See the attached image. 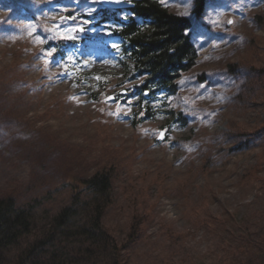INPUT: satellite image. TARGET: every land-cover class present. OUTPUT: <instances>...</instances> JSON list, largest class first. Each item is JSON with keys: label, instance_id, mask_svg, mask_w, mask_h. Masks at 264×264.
Listing matches in <instances>:
<instances>
[{"label": "rangeland", "instance_id": "374dc122", "mask_svg": "<svg viewBox=\"0 0 264 264\" xmlns=\"http://www.w3.org/2000/svg\"><path fill=\"white\" fill-rule=\"evenodd\" d=\"M159 1L193 20L199 57L166 101L185 126L166 112L134 124L127 96L142 77L119 60L98 0H0V198L49 230L74 184L104 169L101 222L126 264H264V0H208L201 16L194 0ZM82 69L106 82L99 99L78 90ZM85 192L59 233L81 240Z\"/></svg>", "mask_w": 264, "mask_h": 264}, {"label": "trees", "instance_id": "16d2710c", "mask_svg": "<svg viewBox=\"0 0 264 264\" xmlns=\"http://www.w3.org/2000/svg\"><path fill=\"white\" fill-rule=\"evenodd\" d=\"M208 0H194L193 14L201 16ZM127 19L117 16L116 11L105 9L101 23H110V31L120 37L121 61L131 59L142 79L128 97L134 98V124L140 125L166 112L180 126L187 123L182 112L168 109L166 101L176 96L181 76L196 63L199 52L191 32L190 16L171 12L159 0H140L130 9ZM111 34V35H113ZM50 44L64 57L63 41ZM87 70H74L79 91L88 92L99 99L96 92L106 87V82L91 80ZM121 92H119L120 94ZM263 129V128H262ZM250 138L247 139V142ZM112 175L99 170L88 178H81L73 186L74 196L70 206L64 207L55 217L56 224L49 230L36 229L30 207H19L14 196L0 198V264H126V245L106 230L101 222L111 197ZM82 191L91 199V213L83 230L78 234L57 231L61 225H70L77 209L82 205ZM56 230V231H55ZM135 232L128 238L134 241ZM128 243V244H129Z\"/></svg>", "mask_w": 264, "mask_h": 264}, {"label": "water", "instance_id": "95a60500", "mask_svg": "<svg viewBox=\"0 0 264 264\" xmlns=\"http://www.w3.org/2000/svg\"><path fill=\"white\" fill-rule=\"evenodd\" d=\"M137 1L140 0H98L99 3L113 9L131 8L135 6Z\"/></svg>", "mask_w": 264, "mask_h": 264}, {"label": "snow or ice", "instance_id": "6c2138e0", "mask_svg": "<svg viewBox=\"0 0 264 264\" xmlns=\"http://www.w3.org/2000/svg\"><path fill=\"white\" fill-rule=\"evenodd\" d=\"M97 79H100L99 77H97Z\"/></svg>", "mask_w": 264, "mask_h": 264}]
</instances>
